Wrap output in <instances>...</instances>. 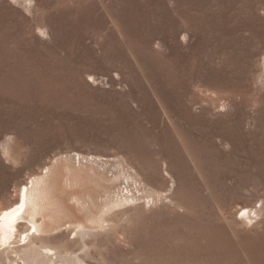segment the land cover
Returning a JSON list of instances; mask_svg holds the SVG:
<instances>
[{
  "label": "rangeland",
  "instance_id": "1",
  "mask_svg": "<svg viewBox=\"0 0 264 264\" xmlns=\"http://www.w3.org/2000/svg\"><path fill=\"white\" fill-rule=\"evenodd\" d=\"M74 153L153 165L182 206L96 237L103 264H264V0H0V208Z\"/></svg>",
  "mask_w": 264,
  "mask_h": 264
},
{
  "label": "bare ground",
  "instance_id": "2",
  "mask_svg": "<svg viewBox=\"0 0 264 264\" xmlns=\"http://www.w3.org/2000/svg\"><path fill=\"white\" fill-rule=\"evenodd\" d=\"M21 145L4 147L15 163L22 160ZM138 167L122 156L74 153L33 169L16 186L17 195L0 208V264L4 259L9 264H103L94 249L96 237L111 235L130 247L134 215L145 221L155 209L182 208L171 198L174 181L157 189L154 166L144 167L146 174ZM263 210L243 208L241 218L253 222Z\"/></svg>",
  "mask_w": 264,
  "mask_h": 264
}]
</instances>
